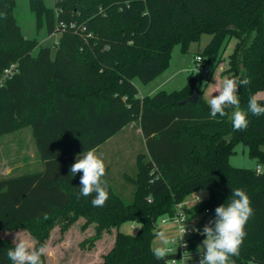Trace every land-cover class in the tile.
<instances>
[{"label": "trees", "instance_id": "16d2710c", "mask_svg": "<svg viewBox=\"0 0 264 264\" xmlns=\"http://www.w3.org/2000/svg\"><path fill=\"white\" fill-rule=\"evenodd\" d=\"M36 26L59 32L55 56L50 46L27 36L15 13L16 0H0V135L31 126L44 168L0 179V264H11L12 243L5 229H31L35 247L44 246L49 229L62 223L65 232L78 215L104 226L136 220V234L118 231L104 264H164L153 256V240L164 215L191 193L206 189L199 211L215 217L231 189H243L254 215L235 264H264V171L235 166L230 158L242 142L249 155L264 162V115L248 112L246 129L234 130L232 109L210 118L203 79L215 68L225 44L236 39L223 73L247 78L239 89L240 107L264 90V0H29ZM147 10L148 15H145ZM203 33L211 40L201 55L206 75H188L176 90L139 95L137 76L150 82L170 63L172 48L189 51ZM196 102L181 103L195 88ZM264 105V98H259ZM133 121L145 137L137 154L133 198L108 184L109 198L94 207L92 196H80V177L70 175L77 154L96 149ZM74 213L75 216H72ZM191 218V217H190ZM35 224L38 226L36 227ZM202 235L184 240L195 248ZM181 251L172 258L180 259ZM47 264L46 254L42 257Z\"/></svg>", "mask_w": 264, "mask_h": 264}, {"label": "rangeland", "instance_id": "374dc122", "mask_svg": "<svg viewBox=\"0 0 264 264\" xmlns=\"http://www.w3.org/2000/svg\"><path fill=\"white\" fill-rule=\"evenodd\" d=\"M45 1L48 4H53V0ZM15 13L23 32L31 38H37L40 41V44L50 46L52 49V56L54 57L56 52L55 43L58 41L60 33L54 32L49 34L45 27L38 30L35 16L30 8L28 0H16ZM211 37V34L203 33L199 40L190 43L189 51H184L180 43H175L172 48L170 63L159 75L147 83L143 82L137 76L134 78V82L140 92L147 94L153 89L155 92L160 89H166L168 91L180 89L188 83L189 73L193 72L197 77L206 75L207 72L201 70L200 67L204 66L205 70H208L210 65L204 62L205 58H203V61H198L197 55L202 53L211 40ZM235 43L236 39L232 38L225 44L215 68L211 71L210 76L208 77V83H206L205 77L203 79L204 91L208 85L221 81L225 77H230L229 74L223 73V69L228 65V55L233 51ZM160 84L161 86L159 88H155ZM123 137H125V133H120L116 139L119 143L125 144L129 139ZM130 139L132 143L134 141L137 142V144H135L137 145V152H134L135 145L130 146V148L126 145V147L122 149V152L124 150L126 151V160L124 164L122 162L119 163L121 157L118 159L116 157L111 158V161L113 162L111 163V167L115 179L124 178V172L129 174L135 173L133 168V154L135 155V153L146 151V144L143 136L141 137V135L137 133L135 138L133 137ZM0 150L4 152L3 154L7 153L8 155H11L10 162L13 164L20 163L22 157L25 158V156H27V161H29V166L26 167L27 169H33L38 166V154L36 152V145L31 126H24L16 132L1 135ZM230 161L235 166L257 168L261 165L262 170L264 171V162H258L257 159L252 158L249 155L248 147L242 142L236 144L235 153L231 156ZM21 171L23 170L19 169V172ZM196 193H198L202 199L208 197V191L206 189H200L189 194L184 199L185 209L187 210L188 216L191 217V221L201 226L202 223L200 224V222L203 221L206 211H199L198 209L199 204L203 200L195 205ZM128 194L129 193L126 194L125 199L131 201L133 194L130 196ZM71 214L72 216H75L74 213ZM90 218L91 217L85 215H78L74 223L69 226L65 232L61 230L62 223H57L49 229L48 237L44 243L47 264H104L105 257L110 254L115 247L116 233L118 231H123L136 234L141 227L139 221L129 220L123 223L106 225L103 227L102 231L98 233V221ZM159 224L161 225L160 230L168 232L170 236L177 239L178 246L180 236L176 228L172 226V224H162L161 221H159ZM35 226L37 227L38 225L35 224ZM5 230L3 238L8 239L12 245L16 234H21L28 238L33 246H35L37 242V239L31 232L30 228H9ZM203 239L204 237H202L197 246L201 244ZM158 244L159 240L156 237L153 240V248L158 246ZM197 246L188 249L193 255V259L190 260L188 264H198L200 257L195 253ZM183 250L185 251V249ZM178 264H186V262L178 261Z\"/></svg>", "mask_w": 264, "mask_h": 264}, {"label": "clouds", "instance_id": "9594fccd", "mask_svg": "<svg viewBox=\"0 0 264 264\" xmlns=\"http://www.w3.org/2000/svg\"><path fill=\"white\" fill-rule=\"evenodd\" d=\"M145 15H148L145 10ZM215 79V77H214ZM247 78L241 79L239 76L225 77L219 82H215V92L207 103L210 107V118L215 119L217 114L225 116L226 109H232L231 121L234 130H243L248 127V112L254 116L264 115V105L259 102L258 95L249 98L248 111L245 112L240 107L239 89L241 86L249 84ZM258 169V173H259ZM82 173L80 177V196L88 197L95 193L91 203L94 207H103L109 198L108 184L106 176V164L102 155H98L94 149L77 154L76 161L71 165L70 175L75 176ZM202 201V197L196 195L195 205ZM254 215L251 200L247 193L240 188L231 189L228 200L217 206L215 217L203 226V228L193 227V232L200 233L204 239L197 246L200 254L198 264H235L232 257L239 256L240 248L247 233L245 227L249 219ZM188 220L181 217L175 223L182 225L181 236L177 246V239L164 230H158L155 235L159 240L158 246L153 249V256L157 261H164V264H178L188 262L193 259L192 253L188 250L184 241L188 233L186 222ZM168 221H162L167 223ZM13 247L7 251L11 264H43L42 257L46 248L33 246L32 242L21 234H16L13 240ZM185 251L180 260L174 257L179 247Z\"/></svg>", "mask_w": 264, "mask_h": 264}, {"label": "crops", "instance_id": "0c3cea01", "mask_svg": "<svg viewBox=\"0 0 264 264\" xmlns=\"http://www.w3.org/2000/svg\"><path fill=\"white\" fill-rule=\"evenodd\" d=\"M53 4H54V0H53ZM53 4H48V5H53ZM217 82H219V81H217ZM160 86H161V84L156 86L155 88H159ZM138 90H139V88H138ZM153 92L156 93L157 91L155 92L153 89L147 94L152 95V94H154ZM214 92H215V82L212 83L211 85L207 86V88L204 91V93H205L204 96L208 100L212 95L218 94V93H214ZM147 94H145L144 92L141 93L139 90V95L143 96V95H147ZM256 95H258L259 98H264V90L258 91L256 93ZM120 133H125V137H123V138L129 139L127 142H125V144L119 143V141L116 139V137H118V135ZM137 133L140 134L141 137L142 136L144 137L142 129L139 125V122L133 121V122L129 123L128 125H126L118 133L113 135L111 138H109L106 142L101 144L98 148L94 149L96 151V153H98L99 155H102V157L105 161L106 171H107V177H106L107 182L110 185H112V187L114 188V190L116 192L123 195L124 197L126 196L127 193H129L128 194L129 196L133 194L134 185L127 180L126 172H124L125 174H123L124 178L115 179L113 177V171H112V167H111V163H113V162L111 161V158L116 157L118 159L119 157H121V160L119 161V163L122 162L124 164L125 160H126V151L124 150L122 152V149L125 148L126 145H127V147L130 148V146L137 144V142H135V141L132 143V141L130 139L133 137L135 138V136H137ZM6 134H8V133H6ZM144 142H145V137H144ZM129 148H127V149H129ZM36 152L38 154L37 147H36ZM134 152H137V145H135ZM3 153L4 152H2V150H0V179L4 178V177L11 176V175H19V174H22L25 172L42 170L45 166L44 162L39 157V154H38V160H37L38 166L33 168V169H27L26 167L29 166V161H27L28 160L27 156H25V158L22 157V161L20 163H14L13 164L10 162L11 155H8L7 153L6 154H3ZM137 154L138 153H135V155L133 154V165H134L133 168H134V170L136 168ZM19 169H22L23 171L19 172ZM261 169H262V166H261ZM184 208H185V205H184Z\"/></svg>", "mask_w": 264, "mask_h": 264}, {"label": "built area", "instance_id": "2783aa9c", "mask_svg": "<svg viewBox=\"0 0 264 264\" xmlns=\"http://www.w3.org/2000/svg\"><path fill=\"white\" fill-rule=\"evenodd\" d=\"M197 60H198V61H203V57H202L201 55L198 54V55H197ZM15 67H16V65H15V64H12L8 69L5 70L4 79L12 75V73L14 72ZM200 68H201V70H203V71H206V72L208 71V70H205V67H204V66H201ZM4 79H3V80H4ZM3 80H1L0 82H2ZM258 169L260 170L259 172L262 171V169H261V165H259V166L256 168L257 172H258ZM196 195H199V194H198V193L195 194V200H196ZM199 196H200V195H199ZM202 200H204V199H202ZM184 205H185V201H182V202L178 203V204L176 205V210H175V213H174L173 215H164V216H162V217L160 218L159 221H161V223H162V221H168L167 223H162V224H172V226H174V227L176 228L177 232L179 233V236H181V227H182V225L175 223V221H176L177 219L181 218V217L186 218V219L188 220V221L186 222V227H187V229H188V233H187V234L185 235V237H184V240H186L188 237H190V236H192V235H194V234H199L198 232H193V231H192V228H193L194 226H195V227H199V228L202 229L203 226H204L206 223H205V221H204V222L202 221V222H200V224L202 223V225L199 226L198 224H195L194 222H192V221H191V218H190V217L188 216V214H187L186 209L184 208ZM158 226H159V227L161 226V225L159 224V222H158ZM182 243H184V241H183ZM183 249H184V248L181 246V247L178 248L177 251H181V252L183 253V252H184ZM195 253H196V255H198V256L200 257V254L198 253L197 250L195 251ZM174 259L178 260L177 258H174ZM199 259H200V258H199ZM198 262H199V260H198Z\"/></svg>", "mask_w": 264, "mask_h": 264}, {"label": "water", "instance_id": "95a60500", "mask_svg": "<svg viewBox=\"0 0 264 264\" xmlns=\"http://www.w3.org/2000/svg\"><path fill=\"white\" fill-rule=\"evenodd\" d=\"M199 95H200V91H199V88H195L194 92L192 95L188 96L187 98H185L184 100L181 101V103H185V102H196L199 98ZM211 219V216L208 215L206 217V220H205V223L207 224Z\"/></svg>", "mask_w": 264, "mask_h": 264}]
</instances>
